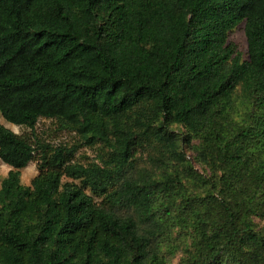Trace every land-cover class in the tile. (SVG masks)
<instances>
[{
  "label": "trees",
  "instance_id": "trees-1",
  "mask_svg": "<svg viewBox=\"0 0 264 264\" xmlns=\"http://www.w3.org/2000/svg\"><path fill=\"white\" fill-rule=\"evenodd\" d=\"M0 115L77 138L0 122V264H164L188 147L212 178L182 264H264V0H0Z\"/></svg>",
  "mask_w": 264,
  "mask_h": 264
},
{
  "label": "rangeland",
  "instance_id": "rangeland-1",
  "mask_svg": "<svg viewBox=\"0 0 264 264\" xmlns=\"http://www.w3.org/2000/svg\"><path fill=\"white\" fill-rule=\"evenodd\" d=\"M228 40L229 42L234 44L237 51L242 53L243 58H246L247 42L244 34L243 23L239 24L229 32ZM250 106L251 104L248 105V110L252 108ZM243 116L244 115H242V112L240 111V113L233 115V118L235 121H241ZM0 122L11 130H13L15 133L28 136L32 140H34L35 135H37L43 141L53 144H71L77 139L73 132L67 130H60L55 122L47 119H40L37 122L34 130L8 123L2 118L1 115ZM171 128H174V130L181 129L180 126L174 124L171 125ZM198 143L199 142L197 140H194L192 142V144L194 145ZM189 148L190 147L186 148V152L187 158L190 161L192 168L196 171L197 175L201 174L205 179H209V182L204 183L202 179H200L198 176H195V173H193L191 177L184 176L183 174L181 175V183L183 184L181 190L182 195L176 203L177 207L179 206L178 208L180 210L186 211L189 216L187 217L188 221L184 224V229L181 228L180 224L178 223L173 225L169 236V239H171L172 242L165 244L162 249V255L165 258L164 264H182L183 260L188 254V251L192 249L191 244L193 242L194 233L191 229V225L194 217L192 214V210L189 211L188 207L193 206H188L187 199L194 198L195 202H200V199L205 196L206 192L211 186L210 179L212 178V176L211 169L209 168L210 166L202 160L200 161L196 159L195 152ZM100 149L101 148L99 145L92 149L87 147H81L78 150L75 159L83 163H87L93 160L98 161ZM8 171L9 167L0 160V182L7 175ZM37 173V162L31 161L24 169L21 170V183L28 185L31 179L35 175H37Z\"/></svg>",
  "mask_w": 264,
  "mask_h": 264
}]
</instances>
